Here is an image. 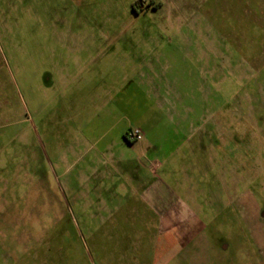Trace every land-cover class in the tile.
I'll list each match as a JSON object with an SVG mask.
<instances>
[{
    "label": "rangeland",
    "instance_id": "obj_1",
    "mask_svg": "<svg viewBox=\"0 0 264 264\" xmlns=\"http://www.w3.org/2000/svg\"><path fill=\"white\" fill-rule=\"evenodd\" d=\"M141 1L0 0V264H264V0Z\"/></svg>",
    "mask_w": 264,
    "mask_h": 264
},
{
    "label": "built area",
    "instance_id": "obj_2",
    "mask_svg": "<svg viewBox=\"0 0 264 264\" xmlns=\"http://www.w3.org/2000/svg\"><path fill=\"white\" fill-rule=\"evenodd\" d=\"M142 3H143V1H142ZM138 6L140 7L141 4ZM126 138L128 141L134 142V141L141 140L142 136H141V133L137 129H133V130L127 131Z\"/></svg>",
    "mask_w": 264,
    "mask_h": 264
},
{
    "label": "trees",
    "instance_id": "obj_3",
    "mask_svg": "<svg viewBox=\"0 0 264 264\" xmlns=\"http://www.w3.org/2000/svg\"><path fill=\"white\" fill-rule=\"evenodd\" d=\"M139 3L141 4V3H142V1L140 0V2H139ZM134 5H137V2H134V3L132 4V6H131L132 10H133L134 12H136V13H137V11H136V9H135ZM146 6H148V5H146ZM140 8H141V7H140ZM126 134H127V132H125V133L123 134V138H124L125 140H127V138H126Z\"/></svg>",
    "mask_w": 264,
    "mask_h": 264
},
{
    "label": "crops",
    "instance_id": "obj_4",
    "mask_svg": "<svg viewBox=\"0 0 264 264\" xmlns=\"http://www.w3.org/2000/svg\"><path fill=\"white\" fill-rule=\"evenodd\" d=\"M128 130H130V129H128V128L125 129L124 132L122 133V135H123L125 132H127ZM124 140H125V139H124ZM125 141H126V140H125ZM139 141H140V140H139ZM130 142H131V141H130ZM136 142H138V141H135V143H136ZM133 143H134V142H131V144H129V143H127V141H126V144H127L129 147H131Z\"/></svg>",
    "mask_w": 264,
    "mask_h": 264
},
{
    "label": "flooded vegetation",
    "instance_id": "obj_5",
    "mask_svg": "<svg viewBox=\"0 0 264 264\" xmlns=\"http://www.w3.org/2000/svg\"><path fill=\"white\" fill-rule=\"evenodd\" d=\"M144 6V3H141V6L140 7H143ZM134 7H135V9H136V7H137V5H134ZM139 7V8H140Z\"/></svg>",
    "mask_w": 264,
    "mask_h": 264
}]
</instances>
